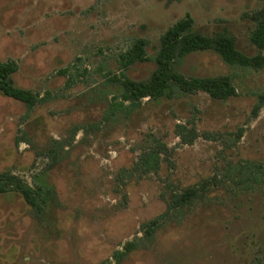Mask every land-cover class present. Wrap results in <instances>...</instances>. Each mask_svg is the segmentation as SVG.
<instances>
[{
	"label": "rangeland",
	"instance_id": "1",
	"mask_svg": "<svg viewBox=\"0 0 264 264\" xmlns=\"http://www.w3.org/2000/svg\"><path fill=\"white\" fill-rule=\"evenodd\" d=\"M263 10L264 0H0V62L15 61V85L41 99L29 110L0 92V264H264V66L193 52L183 75L227 76L237 94L145 98L134 111L113 108L110 81L149 80L161 36L188 14L195 31L264 55L253 41ZM140 39L145 59L121 69ZM152 149L159 170L134 173ZM19 182L43 191L42 214ZM191 188L192 205L147 239L143 226ZM130 241L140 247L117 263Z\"/></svg>",
	"mask_w": 264,
	"mask_h": 264
},
{
	"label": "trees",
	"instance_id": "2",
	"mask_svg": "<svg viewBox=\"0 0 264 264\" xmlns=\"http://www.w3.org/2000/svg\"><path fill=\"white\" fill-rule=\"evenodd\" d=\"M253 41L261 49H264V10L258 19V26L253 34ZM145 44L142 39L137 41L134 51L132 50L121 58V69L145 59ZM205 50H214L231 65L254 68L264 66V55L249 57L238 50L231 36L224 33L208 35L195 31L194 20L188 14L184 19L168 28L161 36L160 48L155 56L156 69L149 80L135 81L125 74L110 77V81L118 84V88L121 90L115 98L116 102L112 103L113 108H125L126 110L134 111L142 105V101L145 98L170 99L198 91L206 92L211 97L220 100L235 96L237 94L236 88L232 80L227 76L188 77L178 70L187 55ZM17 70L18 65L13 60L0 62V92L25 103L28 109L31 110L40 103L41 99L31 91L15 85L13 74ZM160 166V152L152 149L143 152L132 171L146 175L158 171ZM8 175V173H3L0 174V177H7ZM258 178L256 176L255 180L257 181ZM15 188L23 195L25 201L36 214H42L45 200L42 190L35 193L31 187L20 182L15 184ZM7 190L8 187L0 183V192H6ZM198 193V189L191 188L180 194L172 195L170 201H168L166 213L143 226L146 238L153 240L159 227L163 224L162 220L166 218L168 213L173 210L183 213V210L190 207L194 200L198 198ZM138 247H140L139 242H127L124 246V251H116L113 257L117 263H121L125 256L131 254Z\"/></svg>",
	"mask_w": 264,
	"mask_h": 264
}]
</instances>
